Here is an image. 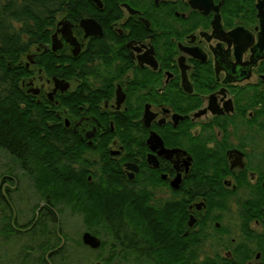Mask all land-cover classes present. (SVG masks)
Listing matches in <instances>:
<instances>
[{"label":"flooded vegetation","instance_id":"1","mask_svg":"<svg viewBox=\"0 0 264 264\" xmlns=\"http://www.w3.org/2000/svg\"><path fill=\"white\" fill-rule=\"evenodd\" d=\"M44 1L0 0V11L45 13ZM54 14L16 22L20 82L72 141L70 171L127 196L115 252L128 264H160L167 247L182 264H264V0H75ZM0 178L10 239L33 242L45 264L66 240L45 233L48 194L21 221L33 194L14 202L20 178ZM45 237L60 238L46 254Z\"/></svg>","mask_w":264,"mask_h":264},{"label":"trees","instance_id":"2","mask_svg":"<svg viewBox=\"0 0 264 264\" xmlns=\"http://www.w3.org/2000/svg\"><path fill=\"white\" fill-rule=\"evenodd\" d=\"M65 1L73 4L75 0H45V13L31 7L25 10L15 7L11 8L12 11H0V148L11 154L23 169L31 172V182L35 192L39 194V199H44L42 191L51 180L60 185L64 201L73 211L80 212V204L75 205L71 201L76 193L87 203H95L110 219L109 224H106L108 234L104 236L110 235L112 241L121 246V219L124 216L123 204L127 196L122 192L104 193L99 188L91 187L86 177L70 171L63 154H75L72 141L64 138L56 122H45L46 118H54V114L48 113L41 101L29 98L20 82L25 72L16 61L18 54L27 47L18 40V36L16 39L11 35L16 30V22L22 24L24 29H29L31 24H42L44 20V23H52L56 17L55 9ZM33 33L34 29L31 30L32 40L36 37ZM49 203L55 205L51 200ZM48 210L45 207V233H56V230L50 229V222L57 217L56 211ZM136 210L141 213L140 208ZM83 218L84 214L82 220ZM41 223L38 221V226L35 225V232H42ZM88 227L94 229L92 226ZM7 228L9 231L14 229L12 225ZM52 243L50 237H45V254L54 246ZM64 250L62 245L55 252L44 254L45 264H53V261L55 264H72L74 258L70 254L71 250Z\"/></svg>","mask_w":264,"mask_h":264},{"label":"rangeland","instance_id":"3","mask_svg":"<svg viewBox=\"0 0 264 264\" xmlns=\"http://www.w3.org/2000/svg\"><path fill=\"white\" fill-rule=\"evenodd\" d=\"M22 169L23 168L17 163L16 159L11 154L0 148V176L4 173H9L20 178L18 179L20 181L16 183L19 187H17L16 190L11 191L10 195L12 196V200L16 202L17 195L22 193L24 195L33 194V197L31 196L30 202L27 204L17 203L18 210L22 212V217L20 218L21 221L26 219V214L27 216H31V212H29L31 207L36 209V205L40 204V201H42V199H39V194L34 190L33 182H31L32 179L30 180L25 177L26 172H22ZM13 182L10 181L9 183L14 184ZM44 190L45 200L47 199L48 194V200L55 202V205L51 206L57 214L55 220L50 222V229L51 231L52 229L54 231L59 230V232L66 236V240L63 243V246L65 247L64 251L70 252L69 250H71L70 254H72V257L74 258L72 264H90L92 261L96 260L101 261L102 264H128L125 262L127 259L120 256V253L118 254L115 252L119 246H117L109 236H103L101 241L103 242V246H101L98 250H91L90 247L89 249L88 246L86 247L83 243H81L80 235L85 229L89 228L88 226H96L99 232L101 231L105 233L104 235L108 234L106 231L107 227L105 228V225H103V221H101L102 218L99 217L98 212L92 204L82 200L79 193H76L75 198H72L71 201H74L75 205L80 204L78 209L81 213H78L73 211V209L65 203L61 187L58 183L49 180ZM11 213L12 210L7 207L6 203L0 201V264H23L28 261L32 262V264H41L39 262L41 258V252L39 250L34 249L32 253L27 252V249L30 248L29 245L34 244L33 242L29 243L26 239L22 238L21 235L17 240L10 239L12 230H7V227L11 224L9 219ZM82 214H84L83 220ZM52 241L57 245L60 243V238H52ZM34 242L37 247L39 241ZM76 242L80 243V245L78 244L79 247L76 246ZM193 259L194 261L201 260L196 256H194ZM135 260H139V258H133L132 264L140 263ZM158 260H161L160 264H182V260L184 259L183 257L173 255L172 249L167 247L163 250L162 255L158 258ZM53 264H55V261H53Z\"/></svg>","mask_w":264,"mask_h":264},{"label":"water","instance_id":"4","mask_svg":"<svg viewBox=\"0 0 264 264\" xmlns=\"http://www.w3.org/2000/svg\"><path fill=\"white\" fill-rule=\"evenodd\" d=\"M56 41H54V48L56 47L55 45ZM82 243H85L89 245L92 248H98L101 245V239L99 236L89 232L88 230L83 231L82 233ZM90 264H102L101 261H92Z\"/></svg>","mask_w":264,"mask_h":264}]
</instances>
